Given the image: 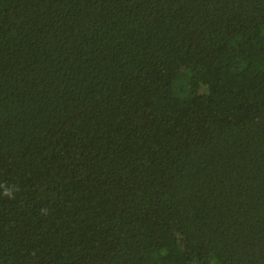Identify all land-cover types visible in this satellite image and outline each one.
I'll list each match as a JSON object with an SVG mask.
<instances>
[{
  "label": "trees",
  "instance_id": "trees-1",
  "mask_svg": "<svg viewBox=\"0 0 264 264\" xmlns=\"http://www.w3.org/2000/svg\"><path fill=\"white\" fill-rule=\"evenodd\" d=\"M0 264H264V0H0Z\"/></svg>",
  "mask_w": 264,
  "mask_h": 264
}]
</instances>
